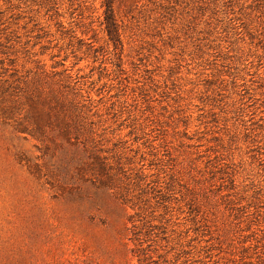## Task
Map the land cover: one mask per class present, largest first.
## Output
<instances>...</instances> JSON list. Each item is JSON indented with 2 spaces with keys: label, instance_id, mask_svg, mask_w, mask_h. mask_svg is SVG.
<instances>
[{
  "label": "rangeland",
  "instance_id": "1",
  "mask_svg": "<svg viewBox=\"0 0 264 264\" xmlns=\"http://www.w3.org/2000/svg\"><path fill=\"white\" fill-rule=\"evenodd\" d=\"M0 264H264V0H0Z\"/></svg>",
  "mask_w": 264,
  "mask_h": 264
},
{
  "label": "trees",
  "instance_id": "2",
  "mask_svg": "<svg viewBox=\"0 0 264 264\" xmlns=\"http://www.w3.org/2000/svg\"><path fill=\"white\" fill-rule=\"evenodd\" d=\"M108 1V0H107ZM109 8H111V6H109Z\"/></svg>",
  "mask_w": 264,
  "mask_h": 264
}]
</instances>
